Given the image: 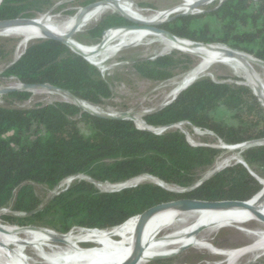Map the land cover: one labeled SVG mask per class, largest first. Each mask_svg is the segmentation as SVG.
I'll return each instance as SVG.
<instances>
[{
	"label": "trees",
	"instance_id": "1",
	"mask_svg": "<svg viewBox=\"0 0 264 264\" xmlns=\"http://www.w3.org/2000/svg\"><path fill=\"white\" fill-rule=\"evenodd\" d=\"M56 1H65L64 7L68 1L84 7L100 0H2L0 21L39 18ZM131 23L118 13L107 14L86 33L94 45L102 41L106 30ZM161 28L184 40L224 45L264 61V0H225L203 13L175 16ZM74 38L85 42L78 35ZM194 63L190 54L177 49L133 65L143 77L164 81L190 70ZM1 75L21 84L55 85L90 105L113 96L109 82L93 63L65 42L51 38L31 41ZM3 95L22 101L30 99L32 92L14 90ZM220 110L228 113L226 118L218 115ZM143 122L150 127L187 123L212 131L227 145L254 141L238 150L251 170L264 169V144L257 142L264 139V104L243 82L200 76L171 102L145 113ZM221 151L193 145L180 128L157 133L139 128L130 118L96 116L73 101L25 108L0 104V210L10 208L12 213L4 218L19 227L58 233L74 227L111 230L160 203L183 198L250 200L262 191V182L242 162L205 179ZM143 175L182 190L156 182L109 191L97 185L122 184ZM69 178L73 180L61 187ZM34 183L57 191L43 201Z\"/></svg>",
	"mask_w": 264,
	"mask_h": 264
},
{
	"label": "bare ground",
	"instance_id": "2",
	"mask_svg": "<svg viewBox=\"0 0 264 264\" xmlns=\"http://www.w3.org/2000/svg\"><path fill=\"white\" fill-rule=\"evenodd\" d=\"M211 1L183 0V3L172 9L153 12L154 14L145 16L140 13L142 10L138 9L129 0H108L102 4L81 10L60 24H57L58 22L54 23L52 15L47 13L36 18V21L32 23L0 25V34L23 36V40L20 43L21 48L25 47L32 39L44 37L46 32H52L64 38L70 46L83 53L95 65L102 62L96 61L97 56L103 55V57H106L107 54L137 43L148 35H157L166 41L167 47L196 54L202 59L196 68L186 75L187 77L181 86L174 90V95L197 79L213 62L222 61L237 71H241L247 77L254 92L264 104V81L259 78L254 64L263 67L264 65L255 57L246 53L237 51L232 55L228 48L223 45H195L188 40L168 38L146 29L114 28L108 30L104 37V42L100 46L84 45L76 40L74 35L70 36L72 32L75 33L89 22L100 18L107 10L122 13L138 21L155 24L160 23L174 13L193 11L197 7ZM117 40H119V43L112 45ZM102 60L105 59L103 58ZM56 92L60 91L57 90ZM77 101L88 110L100 112V110L89 103L87 104L82 100ZM140 126H144L143 120ZM163 128L156 127L152 129L158 132ZM249 144L223 145L222 148L235 150ZM233 158L241 159L240 155L231 159ZM229 160L221 163L220 167L226 165ZM259 178L264 186V178ZM153 180L169 188L164 182L156 178H153ZM122 184H125L124 186L131 185L128 182ZM120 185L118 184L116 188H122ZM165 207L166 209L158 216L151 217L152 215H150L143 221H141L140 217H136L123 226L111 230L79 229L69 234L58 235L54 230L46 228L21 231L12 227H0V264H125L137 253L140 255V260L137 264H144L154 257L174 254L182 247L203 248L215 255L224 256L226 258L224 264H239V261L246 255L256 254L257 251L264 252V230L261 229L246 230L254 238L242 248L215 250L205 247L211 241L210 236L221 228L234 224H247L253 220L259 221V214L264 215V188L249 200L248 205L244 206L230 205L199 210H186L174 205ZM140 223L144 228L142 229L143 231L130 236L129 229L134 227L135 224L140 225ZM177 224H180V226L173 232L158 238L163 228H170ZM205 229L209 232V236L205 234L203 237L198 236L199 232ZM14 233H17L22 238L11 237ZM115 237H118V239ZM81 243H91L97 246L77 253L78 250H75L76 246Z\"/></svg>",
	"mask_w": 264,
	"mask_h": 264
},
{
	"label": "rangeland",
	"instance_id": "3",
	"mask_svg": "<svg viewBox=\"0 0 264 264\" xmlns=\"http://www.w3.org/2000/svg\"><path fill=\"white\" fill-rule=\"evenodd\" d=\"M63 2L65 1H56L55 4L50 7V9L39 14V16L48 13L52 15L54 23L58 22L57 24H60L64 22L67 18L69 19L71 16L77 14L83 8L81 4L76 2L73 3L72 1H68L66 3V6L64 7L61 6L62 4H64ZM129 2L134 4L138 9L142 10L140 11L142 15L149 16L159 11L172 9L178 6L179 4L183 3V0H129ZM217 3L220 4V0H212L211 2L205 5L197 7L192 12L203 13L207 11L208 7L215 6ZM113 13H118V12L113 10H107L100 18H97L89 22L85 27H83L82 29L84 30L82 29L78 30L74 34V36L78 35L79 37H82L83 40L85 41L82 44L92 46L91 43L92 40L89 38V35H87L86 33L87 29L91 28L93 25L98 23L105 15L113 14ZM162 24L163 22L159 23L157 26L161 28ZM107 31L108 30L105 31L103 39ZM162 35L168 37L164 34ZM22 38L23 36L20 35L0 34V89L18 88L22 86L21 82H19L16 78L3 77L1 75L5 67L11 64L13 61H15L24 52L26 46L31 41L38 39V38H34L31 41H29L25 47L20 48V43L23 40ZM114 43L115 44L119 43V40L114 41L112 45H115ZM214 45H219V44H214ZM175 51H177V49L167 47L166 41L160 36L148 35L137 43L130 44L125 48H121L118 51H113L107 54L106 57H103V55L97 56L96 61H102V62H100L98 65L95 64L94 65L101 71L104 78L109 82L113 91V96L102 104L99 105L91 104V105L97 108L98 110H100V113H114L116 115H122L123 113H127V115L133 117L135 123L138 126H140L141 121L143 120V115L145 113L155 111L161 108L162 106L168 104L174 99L175 97L173 93L174 90L179 86H181L184 79L187 77L186 76L188 74L187 72H190L194 68H196V66L201 62L202 59L200 56L196 54H191L180 50L181 52L188 53L192 56V58L195 60L194 66L188 71L181 70L177 76H174L173 78L164 81L151 80L143 77L137 72L133 64L139 59L155 58L160 55L174 53ZM103 58L105 60H102ZM254 68L259 78L264 81V67L261 65L254 64ZM207 70L204 73L200 74L198 77L204 75H210L215 80H222L229 82L238 81L251 86L249 80L241 71H237L232 66H229L227 63H224L222 61L213 62ZM56 91L57 89L37 88L31 91L32 97L30 99L22 100V101L15 100L10 97L9 98L5 97L3 94H6L7 92L6 93L4 92L3 94L0 93V104L25 108V107H33L38 103H51L56 100H65V101L76 100L69 94V92L61 91V90H58L60 92H56ZM227 114L228 113L223 110H220V112H218V115L220 117L226 118ZM173 128H180L182 131H184L188 140L193 145H208V146L221 148L222 151L220 155L217 157L214 165L205 172L206 175L210 174L211 172H214L219 168H223L227 165H232L236 163L238 160L236 158L233 159L231 158L239 156L241 154L240 150L238 149H244L250 145V144L246 145L243 148H236L235 150H228L221 147L226 144L221 139H219L212 131L196 129V128L194 129L193 127H189L187 123L186 124L179 123L173 127L166 128V130ZM163 129H160L158 132L162 131ZM227 146H232V145H227ZM226 160H229L228 163L220 167L221 163L225 162ZM251 171L255 173V175H257L258 177L264 178L263 168L256 167L255 169L256 172L254 170ZM79 177H83V176H79ZM153 178L155 177L149 175H143L128 181V183H131V185H137L139 183H144V182H155ZM72 180L73 178L67 179L65 182L61 184V187L70 183ZM97 185L103 191L120 189V188H116L118 184L97 183ZM124 185L125 184H121L120 186L123 187ZM166 185L167 187H169V189L173 188L172 190H176V191L182 190L174 185H169V184ZM34 186L36 192L43 201H47L57 191V189L53 190L42 184L34 183ZM11 213L12 210L10 208H5L3 210H0V227H5V228L12 227V228L20 229L21 231L45 229V228L34 229V227H19V226L11 225V223H9L4 218V215H9ZM179 226L180 224H177L175 226L166 229L163 228L162 231L159 233L158 238H162L168 235ZM79 229L82 228L74 227L69 232H61V233H58L56 229H51V230H54L58 235H64V234H69L72 231H77ZM142 229L144 228L141 225V223L140 225L135 224L134 227L129 229L130 236L142 232L143 231ZM256 229L264 230V223H262L260 220L259 221L253 220L252 222H249L247 224H240V225L234 224L231 226H226L213 233L212 236H210L211 241L208 244H206L205 247H209L215 250L242 248L245 245L249 244L254 238L250 233H247L246 230H256ZM204 234L209 236V232L206 229L199 232L198 236L203 237ZM11 237L22 238L17 233H14L13 235H11ZM115 238L118 239V237ZM94 246L97 245L91 243H81L78 246H76L75 250H78L77 253H79L86 251L90 247H94ZM167 256L168 257H163V258H158V256L154 257L148 260L147 262H145L144 264H178L185 262L191 264H224V262L226 261V258L224 256H220L217 254L215 255L211 253V251L209 250L198 247H187V248L182 247L174 254ZM239 264H264V252L257 251L256 254L254 253L252 255H246L239 261Z\"/></svg>",
	"mask_w": 264,
	"mask_h": 264
},
{
	"label": "water",
	"instance_id": "4",
	"mask_svg": "<svg viewBox=\"0 0 264 264\" xmlns=\"http://www.w3.org/2000/svg\"><path fill=\"white\" fill-rule=\"evenodd\" d=\"M2 0H0V3H1ZM108 0H102V1H96L94 3H91L87 6H84L81 10H85L87 9L88 7L90 6H94V5H97V4H102L104 2H107ZM225 0H220V5L224 2ZM80 10V11H81ZM196 12H192V11H187V12H177V13H174L173 16H170L169 18H166L165 20L161 21L163 23L169 21L170 19H172L173 17L175 16H178L180 14H183V15H187V14H195ZM197 13H200V12H197ZM118 14L124 16L125 18L129 19L132 23L131 24H128V25H125V26H119V27H116V28H125V29H146L148 31H152L154 33H160V34H164L166 36H168L169 38H172V39H179L176 35L170 33L169 31H166L162 28H159L157 25L159 23H155V24H149V23H146V22H143V21H138V20H135L131 17H128L126 15H123L122 13H119ZM36 21V18H24V17H18V18H14V19H8V20H1L0 21V25H10V24H15V23H32V22H35ZM160 22V23H161ZM109 30V29H108ZM76 33V32H75ZM74 32H72L70 34V36L74 35L75 34ZM105 33V32H104ZM40 38H51V39H56V40H60L62 42H65L66 44L69 45V43L62 37H59L58 35L52 33V32H46L45 33V36L44 37H40ZM190 41V40H189ZM104 42V39L96 44L97 46H100L102 43ZM193 44L195 45H208V46H211L213 44H205V43H202V42H193L191 41ZM70 46V45H69ZM27 47V46H26ZM72 48V50L76 51L77 53L83 55L87 60L88 58L83 54L81 53L80 51H77L76 49H74L72 46H70ZM228 48V47H227ZM228 51L233 55L235 54L237 51L236 50H233L231 48H228ZM21 56V55H20ZM19 56V57H20ZM18 57V58H19ZM17 58V59H18ZM256 58V57H255ZM259 62H261L263 65H264V61L261 60V59H258L256 58ZM89 61V60H88ZM91 62V61H90ZM192 83V82H191ZM186 87H188V85H186L185 87H183L181 90L185 89ZM37 88H48V89H57V90H61V91H65L64 89L62 88H59L55 85H52V84H22L21 87H18V88H9V89H0V93L3 94L4 92H10V91H14V90H27V91H32L34 89H37ZM180 90V91H181ZM179 91V92H180ZM68 92V91H66ZM178 92V93H179ZM178 93L175 95L174 99L177 97ZM69 94L75 98L70 92ZM257 95V94H256ZM258 96V95H257ZM260 99V98H259ZM76 100H79V99H76ZM73 101L74 103H76L77 105L83 107V105L79 102V101ZM261 101V100H260ZM84 108V107H83ZM84 110L86 111H89L91 112L92 114L96 115V116H100V117H105V118H130L132 120H134L133 117L127 115V113H123L122 115H116L114 113H100V112H95V111H91V110H88L86 108H84ZM138 126V125H137ZM175 125H171V126H166L164 127V129L160 132H157L155 129H152V128H156V127H150V126H138L139 128H142V129H148V130H151V131H154V132H157V133H161L163 131L166 130V128L168 127H173ZM163 127V126H162ZM178 127V126H177ZM159 128V127H157ZM184 132V131H183ZM185 133V132H184ZM258 143H261V144H264V139L261 140V141H257ZM249 143H255L254 141H251V142H246V143H243V144H249ZM242 144V145H243ZM227 145V144H226ZM238 145H241V144H238ZM232 146H235V145H232ZM222 147V146H221ZM237 162H242L243 164H245L247 167L248 165L246 164V162L243 160V159H240L238 160ZM224 168V167H223ZM249 168V167H248ZM221 168L215 170L214 172H211L210 174H208L206 176L205 179L211 177L214 173H216L218 170H220ZM250 172L255 175V173H253L251 171V169L249 168ZM256 178L260 181L261 179L255 175ZM161 186H163L162 184L160 183H157ZM124 187V186H123ZM165 187V186H163ZM258 194V193H257ZM248 202L249 200H219V201H209V200H198V199H189V198H183V199H178V200H173V201H169V202H164V203H160V204H157V205H154L148 209H146L145 211H143L141 214L139 215H136L138 217H140L141 221L147 219L150 215H152L156 210L162 208V207H165V206H170V205H174V206H180L182 207L183 209H186V210H199V209H203V208H219V207H224V206H234V205H238V206H244V205H248ZM259 218H260V221L262 223H264V215L263 214H259ZM163 257H168V256H159L158 258H163ZM140 260V255L137 253L136 255L133 256V258H131L129 261H127L125 264H137L138 261ZM178 264H191V263H178Z\"/></svg>",
	"mask_w": 264,
	"mask_h": 264
},
{
	"label": "built area",
	"instance_id": "5",
	"mask_svg": "<svg viewBox=\"0 0 264 264\" xmlns=\"http://www.w3.org/2000/svg\"><path fill=\"white\" fill-rule=\"evenodd\" d=\"M111 29H112V28H111ZM111 29H110V30H111Z\"/></svg>",
	"mask_w": 264,
	"mask_h": 264
}]
</instances>
